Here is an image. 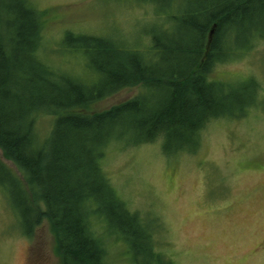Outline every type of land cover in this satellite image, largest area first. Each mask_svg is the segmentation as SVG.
Wrapping results in <instances>:
<instances>
[{"label":"trees","instance_id":"16d2710c","mask_svg":"<svg viewBox=\"0 0 264 264\" xmlns=\"http://www.w3.org/2000/svg\"><path fill=\"white\" fill-rule=\"evenodd\" d=\"M143 1L155 5L165 19L158 25L173 38L149 33L151 48L127 50L112 37L65 34V48L87 57L90 73L100 77L86 85L40 60L42 16L30 0H0V150L24 178L23 185L0 159V186L26 236L48 222L62 264H108L112 237L126 245L132 264H174L157 251L158 221L131 212L105 175V151L161 140L167 156L193 153L212 120L242 118L254 104L211 73L249 50L255 35L264 40V0ZM241 35L246 41L238 45ZM249 81L256 99L258 85ZM136 86L146 91L89 112ZM43 113L56 118L38 145L36 117ZM96 221L104 225L100 236Z\"/></svg>","mask_w":264,"mask_h":264},{"label":"rangeland","instance_id":"374dc122","mask_svg":"<svg viewBox=\"0 0 264 264\" xmlns=\"http://www.w3.org/2000/svg\"><path fill=\"white\" fill-rule=\"evenodd\" d=\"M30 1L42 16L40 60L86 85L100 77L90 73L87 57L65 48L66 33L112 37L127 50L132 44L151 48L149 33L173 38L174 31L158 25L165 19L149 1ZM180 1L185 5L186 0ZM245 38L241 35L237 44L243 45ZM251 44L211 73L214 80L229 83L234 92L253 100L244 117L212 120L193 153L167 156L158 140L136 147L111 145L101 161L130 211L158 221L157 251L174 264H264V40L255 35ZM249 80L258 85L256 99L255 83ZM145 91L143 86L123 89L89 112L108 110ZM55 118L51 113L36 117L38 145L49 138ZM0 159L24 185L22 174L1 150ZM18 214L0 186V264H62L48 222L28 237ZM94 227L99 236L104 232L103 223L96 221ZM106 247L108 264H132L120 239L107 238Z\"/></svg>","mask_w":264,"mask_h":264}]
</instances>
